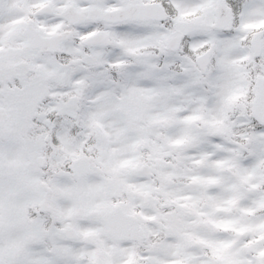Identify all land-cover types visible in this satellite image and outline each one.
<instances>
[{"label":"snow or ice","instance_id":"6c2138e0","mask_svg":"<svg viewBox=\"0 0 264 264\" xmlns=\"http://www.w3.org/2000/svg\"><path fill=\"white\" fill-rule=\"evenodd\" d=\"M0 264H264V0H0Z\"/></svg>","mask_w":264,"mask_h":264}]
</instances>
